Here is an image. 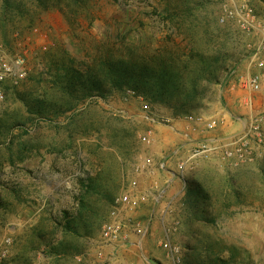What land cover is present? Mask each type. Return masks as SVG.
I'll return each instance as SVG.
<instances>
[{
	"label": "rangeland",
	"instance_id": "374dc122",
	"mask_svg": "<svg viewBox=\"0 0 264 264\" xmlns=\"http://www.w3.org/2000/svg\"><path fill=\"white\" fill-rule=\"evenodd\" d=\"M241 4L253 10V26L220 20ZM262 42L264 0H0V57L21 55L27 66L25 78L0 84V264H171L152 205L137 213L166 187L179 190L164 223H178L172 240L182 264H264V151L249 160L219 152L188 159L199 141L227 142L249 122L254 109L246 112L237 79L254 72L249 62ZM106 55L149 65L166 59L173 76L148 83L151 91L167 85L143 96L110 82L99 64ZM73 69L96 74L108 92L63 89ZM174 85L190 92L189 113L176 108ZM254 100L264 110V96ZM188 114L222 121L187 137ZM155 124L181 138L162 155L172 156L176 173L185 161L183 180L162 173L153 142L141 141ZM144 156L153 160L147 190L137 178L145 173L134 170ZM167 176L176 183L167 185ZM132 181L148 195L133 215L148 232L139 246L107 247L101 225Z\"/></svg>",
	"mask_w": 264,
	"mask_h": 264
},
{
	"label": "built area",
	"instance_id": "2783aa9c",
	"mask_svg": "<svg viewBox=\"0 0 264 264\" xmlns=\"http://www.w3.org/2000/svg\"><path fill=\"white\" fill-rule=\"evenodd\" d=\"M228 17H235L245 26H253L254 14L251 7L246 4L239 5L238 8H226L220 20L223 21ZM253 66L256 70L248 72L237 79V87L243 92L241 103L251 114L248 123H242L241 130L232 135L227 142L218 139L214 143L213 139L204 138L199 141L192 149L188 159L196 157H210L216 152L222 154L223 157L235 158L237 160H249L252 157L260 155L264 151V110H257L254 107L256 95L264 96V42L255 49L251 56L249 66ZM27 75V66L25 58L21 55L11 57H0V84L8 81L16 84ZM129 95H133L134 91L128 90ZM3 92L0 89V98ZM148 109V106H144ZM146 118L153 122L158 121L157 116L146 110ZM185 128H183L184 136L190 135L191 130H196L199 125L203 126V130L212 132L220 123L219 116L205 118L201 115L188 114L184 116ZM153 130L149 129L140 137L141 141L147 145L153 142ZM176 153V150H174ZM159 167L164 169V164L160 162ZM185 161L180 163L179 171L172 172L176 178L183 180ZM135 172L152 174L153 160L150 156H144L139 163L134 167ZM135 181L131 182L132 190L122 191L113 201L109 209L106 220L100 228V237L102 243L107 247L114 248L121 244L141 245L146 233L148 232L149 224H141V222L133 217L137 207L142 199L146 196L145 193L135 191ZM157 190H153L152 193ZM164 189L158 190L156 195H153L154 201L163 199ZM169 212V210H167ZM178 223L172 220L167 225L162 221L163 238L160 240V245L164 249L166 256L171 264H182V249L180 245L172 240L173 232L176 230ZM133 238L131 239V237ZM2 254L0 253V259Z\"/></svg>",
	"mask_w": 264,
	"mask_h": 264
},
{
	"label": "trees",
	"instance_id": "16d2710c",
	"mask_svg": "<svg viewBox=\"0 0 264 264\" xmlns=\"http://www.w3.org/2000/svg\"><path fill=\"white\" fill-rule=\"evenodd\" d=\"M65 9L66 8L62 10ZM65 13H67V11H64V14ZM152 60H154V63H152L153 65H149L136 60H133L132 62L114 60L112 56L106 55L100 60L99 64L100 67L106 69L107 76L115 87L126 85L129 88L136 90L138 93L141 92L143 96H146L147 90L151 91L150 88H146L148 83H156L160 79L166 80L173 76V74L170 73L171 64L167 65L166 59H154L153 57ZM70 71L69 75L66 74L65 78L67 83L63 88L69 90L70 93L73 94L77 88L83 95H90L92 92L102 95L108 92L109 88L105 86V83L99 79L96 74H89L87 71L83 74L76 69ZM157 85L158 86L154 85V91H151L153 96H155L156 93H162L167 84L163 82L162 85L161 83ZM172 88L175 93L177 92L179 97L177 102L180 103V105H176V108L180 109L181 113H189V108L193 107L192 102L189 101L190 92L181 89L178 85H174ZM182 96H184L183 101H181Z\"/></svg>",
	"mask_w": 264,
	"mask_h": 264
},
{
	"label": "crops",
	"instance_id": "0c3cea01",
	"mask_svg": "<svg viewBox=\"0 0 264 264\" xmlns=\"http://www.w3.org/2000/svg\"><path fill=\"white\" fill-rule=\"evenodd\" d=\"M253 70H256V69L254 68ZM245 110H247V109H245ZM246 112L248 113L249 111L247 110ZM175 125H177V127H181L183 125L182 120H179V121L176 120ZM154 128H155V131H154V135H153V144L151 145L150 151L155 156V158L157 160H159L160 162H162L164 164V169H161L162 170L161 172L162 173L166 172V173H168V175L169 174L172 175L173 171H172V169H170V166H169V164H170L169 161H170V158L172 156L170 157L168 155H162V154L164 152H166V149L168 148L169 144L173 145L174 142H176V141L178 142L179 140H181V138L178 137L176 135V133H172V131L169 128L161 127L160 124H155ZM173 151H174V149H173ZM137 178L139 181V188H141L142 190H147V187H149V184L151 183V180L149 179V177H147V174L137 175ZM161 181H163V180L161 179ZM164 182L167 183V185H168V183H171V182L176 183V181H172L169 176H167V179L164 180ZM166 188L164 189L163 199L160 200L159 203H156L155 201H153L151 203V199H149L148 200L149 203H147L148 201L144 202L141 205L140 209H138L137 213L139 215L145 214L146 213L145 211L147 210L145 207L152 205V208L149 211V214L151 215V217L159 218V221H160V222L158 221L159 223H161V221H164L165 217L169 214V212H167V210L169 208V204L171 203L173 206L174 201L177 200L179 197V192H178L179 190H176L173 194V190H171L172 188H170V187H169L170 189H166ZM170 190H171V192H170ZM132 238H133V236L131 237V239ZM136 264H138V262Z\"/></svg>",
	"mask_w": 264,
	"mask_h": 264
}]
</instances>
